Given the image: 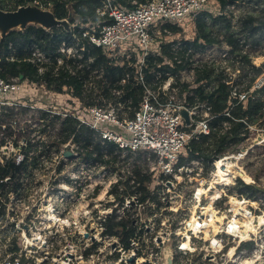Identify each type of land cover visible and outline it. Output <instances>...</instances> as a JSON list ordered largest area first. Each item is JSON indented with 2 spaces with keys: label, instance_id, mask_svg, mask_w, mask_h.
Masks as SVG:
<instances>
[{
  "label": "built area",
  "instance_id": "2783aa9c",
  "mask_svg": "<svg viewBox=\"0 0 264 264\" xmlns=\"http://www.w3.org/2000/svg\"><path fill=\"white\" fill-rule=\"evenodd\" d=\"M209 1L149 0L137 3L134 0L136 6L125 8L114 0H104L103 6L98 8L105 17L104 22L93 24L92 30H86L84 35L116 59L137 54L136 82L144 88V94L133 116H124V108L116 104L85 105L76 97L90 114L91 118H88L85 114L21 95L24 87L20 77H0V115H3L0 120V167L14 163L27 171V175L24 172L19 180L13 179L11 174L2 176L0 173V264H165L168 249L173 251V264H264V227L255 228L264 214V188L259 186L262 190L258 193H243L237 186L240 178L246 184L253 183V177L246 171L247 160L253 146L264 142V129L261 139L256 138L251 145L239 144L236 151L223 152L218 159L214 154L211 159L197 157L179 165L181 149L187 148L201 133L210 132V106L207 103L194 107L186 104L170 72L164 80L158 72L156 78L149 81L144 70L147 56L160 54L165 42L170 45L177 62H187V68L180 72L182 77L184 73H191L189 81H194V67L202 60L212 58L213 46L203 50L207 57L197 56L202 50L187 45L180 38L154 37L152 27L167 21L178 23L189 14L195 16L209 10ZM227 49L221 51L220 57L224 59L222 64L230 78L231 96L247 101L249 92L264 87V80L258 77L250 89H240L235 84L236 74L233 75L239 69L232 71L227 61ZM66 50L70 54L75 51L73 46ZM48 59L45 52L33 44L28 60L37 63L40 73L46 71ZM30 81L37 89L52 90L46 82ZM6 109L15 113L3 114ZM184 110L188 111V119ZM43 112L49 115L43 117ZM226 114L229 115V111ZM68 115L96 130L101 141H114L122 151L143 150L154 158L149 164L152 179L146 199H142V181L133 171L121 179L116 170L99 165L100 169L95 172L91 163L83 160L78 173L68 178V182L52 185L53 194L46 197L34 193L38 191L39 182L32 179L29 172L48 168L46 159L64 157L69 148L68 141L60 150L51 146L46 154L41 149V142L46 141L47 136L41 128L46 126L47 117L57 120L58 116ZM32 121H35L33 125ZM224 124L228 125V122ZM114 127L131 132L132 138L126 139L125 134ZM36 131L42 135L33 133ZM33 143L39 145L38 150L32 148L35 147ZM36 153L39 161L33 164L32 156ZM55 165L57 163L52 167ZM233 166L235 171H231ZM218 167L231 173L227 185L230 195H216L217 212L206 213L199 209L193 221L189 195L193 187H208L212 173ZM158 172L159 183L155 185ZM187 175L185 180L183 176ZM195 177L200 180L185 190L184 182L193 183L191 178ZM115 185L122 199L113 191ZM198 198L199 208L206 207L211 201L201 191ZM177 202H182L180 207H176ZM208 214H220L224 220L213 222ZM111 218L131 221L135 231L128 245L120 236L109 232ZM15 237L20 246L18 251L14 250L12 242ZM184 242L189 245L185 246ZM35 249L41 255L32 253ZM131 256L134 260H130Z\"/></svg>",
  "mask_w": 264,
  "mask_h": 264
},
{
  "label": "trees",
  "instance_id": "16d2710c",
  "mask_svg": "<svg viewBox=\"0 0 264 264\" xmlns=\"http://www.w3.org/2000/svg\"><path fill=\"white\" fill-rule=\"evenodd\" d=\"M134 0H114V2L125 8L136 6ZM137 3L149 0H136ZM221 11L215 15L210 10H203L194 16L196 34L193 40L185 39L187 45H193L195 49L204 50L207 45H227L229 53L240 65L235 67L238 70L235 84L240 89H249L253 80L264 69V62L257 65L253 62L255 55L264 54V10L256 12L249 10L242 13L238 23L232 22L231 15L227 11L230 4L236 5L240 0H217ZM262 1V0H249ZM28 3L49 7L55 6L56 15L65 18L69 15L71 8L75 17L71 21L73 27L66 30L63 26L46 29L42 26L29 25L26 29H15L6 38L0 40V77L11 79L23 76L29 80L46 82L51 85L52 90L58 92H70L74 97L79 98L85 105H114L119 102L124 106L123 110L133 116L139 108L144 94V88L137 84L136 62L137 54L130 57L124 56L116 59L109 56L102 47L94 44L88 36L84 35L86 30H92V25L104 22V16L98 8L102 7L104 0H0V6L4 9H16L18 6ZM257 6L258 4L255 3ZM71 5V7H70ZM83 23V25H81ZM98 28V27H96ZM171 29L174 32L181 30L177 23H161V29ZM33 44L38 45L46 56V71L39 72L37 63L28 60L32 54ZM73 46L74 54L68 53L67 47ZM65 50H62V48ZM59 59L62 62H59ZM187 68V62H177L170 51L168 43H162L160 54H149L146 58L144 68L149 81L156 78L161 72V80L167 78V72L175 77V84L178 86L181 97L191 107L201 103L210 106L211 130L209 133H201L198 138H193L187 146V156H180L179 165L185 160L197 157L211 159L214 154H222L228 148L242 142L250 132L249 124L264 129V87L249 92L247 101H241L238 97L231 96V83L228 82L229 75L220 68L216 61L205 60L198 63L194 68L195 79L193 82L186 81L181 77V70ZM123 79H126L123 81ZM234 84V83H233ZM121 90L115 94L114 90ZM229 111V115L226 112ZM12 109L4 110L3 114L11 115ZM49 115L43 112L41 116ZM0 115V120L3 119ZM46 126L41 128L46 133L48 126L60 123L57 127V136L42 143V150L46 154L50 147L60 150L61 145L68 141L76 145L80 159L88 163L106 165L116 170L117 163L121 160L122 153L118 143L114 141H101L96 130L72 116H58L46 118ZM228 122V125L224 123ZM50 124V125H49ZM52 138V140H51ZM35 150L39 145L33 143ZM143 151V150H141ZM139 151V152H141ZM49 154V153H48ZM141 157V156H139ZM39 161L38 154H33L32 163ZM145 161V158L143 159ZM146 162V161H145ZM144 162L136 164L134 171L142 181V199L150 194L149 183L152 176L142 172ZM62 166L59 167L61 170ZM26 170L21 166L6 164L0 167L2 176L11 174L12 178L19 180ZM35 170L29 172L34 179ZM70 179V178H69ZM15 185H19L15 183ZM127 187L129 185L126 183ZM238 188L243 193H258L261 187L254 183L246 184L241 178L238 180ZM118 198L122 199L117 185L113 187ZM110 233L121 237L124 244L128 245L129 238L134 234L135 228L130 220L125 218H111L108 222ZM14 250L18 251L20 246L17 238H12Z\"/></svg>",
  "mask_w": 264,
  "mask_h": 264
},
{
  "label": "rangeland",
  "instance_id": "374dc122",
  "mask_svg": "<svg viewBox=\"0 0 264 264\" xmlns=\"http://www.w3.org/2000/svg\"><path fill=\"white\" fill-rule=\"evenodd\" d=\"M255 3H257L258 6ZM208 8L215 15H217L221 11L220 4L217 0H210L208 3ZM226 9L231 15H233L231 17L232 22L238 23V19H239L238 17L242 13L249 11V10H254L256 12L264 10V0H262L261 2L260 1L249 2V0H240L238 3H236V5L230 4L229 6H227ZM172 23H174V22H172ZM73 25H76V23L75 24L71 23L72 27H73ZM81 25H83V23H81ZM177 25H179L181 27V30H179L178 32H174L168 28L165 30L161 29V24L159 23V24L152 27V32L154 33L153 35H154V37H176V38H180L183 40H185V39L186 40L187 39L193 40L194 39V36L196 34V28H195L193 15H191V14L187 15L182 21H179L177 23ZM211 46H213L212 56H211L212 58H209L208 61H216V63L220 65V68L221 69L223 68L224 71L226 72L225 67L223 66L224 64H222V61L224 59H222L220 57L221 56L220 53H221V51H223V49H226V47H228V46L224 45L221 47V46H218L215 44H209V45H207L206 48L210 49ZM155 48L158 49V44L155 45ZM206 48H204V50ZM263 49H264V47H263ZM160 50H162V47ZM227 50H229V47ZM138 53L141 54L140 52H138ZM200 55H205L207 57V53H205L203 50L200 51L197 56H200ZM232 56L233 55L231 53H229V56L227 57V61L230 64L232 71H234V69H236L235 67H238L240 65V61H236L235 63H233V61H235V60L232 58ZM119 59H121V58H119ZM203 61H205V59ZM253 62L256 63L257 65H260L261 63H263L264 62V54L262 53L259 55H255L253 57ZM241 68H242V66H241ZM235 71H236V73H234L233 75L236 74V76H237L238 70H235ZM190 74L191 73H184L183 77H182V75H181V77H182V79L189 81L190 77H188V76ZM258 77H262V79L264 80V69L262 70V72L258 76L255 77V79ZM21 81H22V86L24 87V89L20 92L21 95H27V96H31L32 98L41 99L44 103H52L53 106H55V107L70 110L74 113L77 112L80 114H85L88 118H91L90 114L86 112L84 107H82V104L80 103V101L76 97H74L70 92H58V91L49 90L46 88L37 89V88H35L34 84L29 79L24 78ZM25 87L28 88L29 90H26ZM113 92L115 94H118V93H121V90H114ZM117 105L121 108L124 107L123 105H120V104H117ZM127 112L128 111H126V110L123 112L124 116L128 115ZM14 113L15 112H13L12 114H14ZM27 113H31V112H27ZM34 123H35V121H32L31 124L33 125ZM45 123H47V122H45ZM59 125H60V123H54L53 125L51 124L50 126H48V130L45 133L47 136V139L50 138V135H53V137L57 136V133H58L57 127ZM34 128H36V127H34ZM114 128L120 132H123L125 134L126 139L132 138L131 132L122 130V129L117 128V127H114ZM249 128H250V132L248 133V136L243 140V142L235 144L234 146L228 148V150H226L225 152H234L238 149L239 144L250 143V145H251L252 142H254V140L256 138L261 139L260 135L263 134V131H262L263 129L257 128L254 125H252V127H249ZM33 133H37V131L33 132ZM37 135H42V134L40 132H38ZM51 140H52V138H51ZM68 147H69L68 149H71L74 152L73 156L67 157V155H64V157H62V156H60L58 158L54 157L53 159L48 158V159H46L48 161V165H49L48 168H42V169L35 170L34 179L38 180V182H39L38 186H37L38 191L34 192L35 194L41 195V196L45 195L47 197V195L53 194V190H51L52 185H54L55 183L68 182L67 181L68 178H72V177H74L75 173H78L77 170L81 168L82 162H80L81 159H80L79 153L77 151L76 145L74 143H71V141H69ZM180 152H181V154H183V156H187L186 148L181 149ZM139 156H141V157H139ZM144 158H145L146 162L143 161ZM120 159L121 160L117 163L118 165L116 168V172L121 179H124L127 177L126 175L129 174L130 170L133 171L134 174H136V172L134 171V168H135L137 162L138 163L144 162V166H143L144 168L142 169V172H146V173L150 174L149 164L151 165V161H153L154 158L150 157V154H148L145 151H141V152L122 151V153L120 155ZM187 161H190V160L186 159L185 163H187ZM55 163H57V165L52 167V165H54ZM91 165L93 166L92 167L93 171L98 172V169H100V167L94 166V165H97V163L91 162ZM59 166H62L61 170H59ZM218 169L219 168H217L216 172L212 173V176L209 180L210 182L212 180H215V179H220V177H222V181H226L223 179L224 177L221 174L220 170L218 172ZM246 171H247V173H249L253 177V179H254L253 183L254 184L264 188V142L261 144H255L253 146V149L250 151V155L248 156ZM206 172H207V169L205 168V170L202 172L204 177L206 175ZM159 176H160V173L158 172L155 175V180H154L155 185L159 183ZM183 177L185 180H187L188 175L183 176ZM193 179L195 180L193 183H190L188 181L184 182L183 186L186 187L185 190H189L191 187H193L196 184V180H200V178H198V177H195ZM224 187L226 188L227 193H230L228 191V187L226 185ZM18 241H20V243H21V236H19V235H18ZM32 253H34L36 256L41 255V252H37L36 249H35V251L33 250Z\"/></svg>",
  "mask_w": 264,
  "mask_h": 264
},
{
  "label": "water",
  "instance_id": "95a60500",
  "mask_svg": "<svg viewBox=\"0 0 264 264\" xmlns=\"http://www.w3.org/2000/svg\"><path fill=\"white\" fill-rule=\"evenodd\" d=\"M75 16V12L71 8L67 17H57L54 5L44 7L38 5L37 3H28L20 5L16 9L12 10L4 9L0 6V40L3 41L13 30H24L29 25L42 26L46 29L63 26L66 30H71V21ZM20 79H23V76H20ZM183 113L188 119V111L184 110ZM65 155H67V157H71L74 155V152L71 149H67L65 151ZM214 157L218 159L219 154H216ZM167 184L171 185L169 181ZM173 259V251L168 249L167 262L165 264H173ZM130 260H134V256H131Z\"/></svg>",
  "mask_w": 264,
  "mask_h": 264
},
{
  "label": "bare ground",
  "instance_id": "6f19581e",
  "mask_svg": "<svg viewBox=\"0 0 264 264\" xmlns=\"http://www.w3.org/2000/svg\"><path fill=\"white\" fill-rule=\"evenodd\" d=\"M218 172L220 170L221 174L223 175V179L226 181H222V177H220V179H215L212 180L209 184L208 187H201L200 189H197L196 187H193L191 193H190V200L192 202V210H193V216L194 218H192V220L194 221V219H196V212L200 210H206V213L209 212H217V208H218V204H217V196L218 194L222 195L223 197L229 196L230 193H227L226 188L224 187L225 185L227 186L229 184V182L231 181V177H230V172L225 171V170H221L220 167H218ZM236 168L233 166L231 168V171H235ZM192 181H195L193 178H191ZM203 192L205 194L206 197L211 198L210 203L207 204L206 207L204 208H199V203H198V193L199 192ZM232 199V198H231ZM182 204V202H177L176 203V207H180ZM211 216L212 221H216L218 219L220 220H224V216L220 215V214H208L207 217ZM202 220V219H201ZM257 226H263L264 227V214L260 217V221L257 223V225L255 226V228H257ZM185 246H188V242H184Z\"/></svg>",
  "mask_w": 264,
  "mask_h": 264
}]
</instances>
